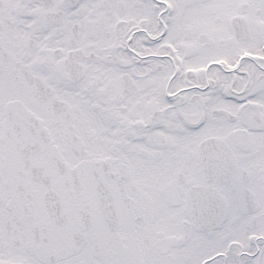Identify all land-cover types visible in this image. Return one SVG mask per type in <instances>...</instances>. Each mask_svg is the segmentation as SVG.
<instances>
[{
    "label": "snow or ice",
    "instance_id": "6c2138e0",
    "mask_svg": "<svg viewBox=\"0 0 264 264\" xmlns=\"http://www.w3.org/2000/svg\"><path fill=\"white\" fill-rule=\"evenodd\" d=\"M0 264H264V0H0Z\"/></svg>",
    "mask_w": 264,
    "mask_h": 264
}]
</instances>
